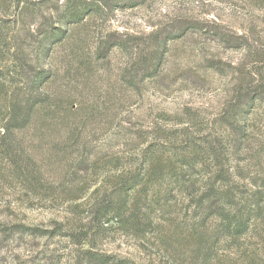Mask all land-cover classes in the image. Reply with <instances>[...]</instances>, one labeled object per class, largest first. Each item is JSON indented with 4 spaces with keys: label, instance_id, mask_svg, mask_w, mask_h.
<instances>
[{
    "label": "rangeland",
    "instance_id": "374dc122",
    "mask_svg": "<svg viewBox=\"0 0 264 264\" xmlns=\"http://www.w3.org/2000/svg\"><path fill=\"white\" fill-rule=\"evenodd\" d=\"M16 1L0 0V264H79L85 234L124 264H190L182 207L163 247L155 222L144 238L117 228L92 236L90 206L145 151L167 164L209 136L237 139V121L246 129L239 159L264 173V0H97L107 9L69 26L56 11L71 0ZM46 25L57 36L42 34ZM150 53L160 64L133 91L127 62ZM30 90L40 100L30 123L1 137ZM18 143L38 191L16 178L9 146ZM134 196L147 211L155 203ZM229 253L225 264L247 260Z\"/></svg>",
    "mask_w": 264,
    "mask_h": 264
},
{
    "label": "trees",
    "instance_id": "16d2710c",
    "mask_svg": "<svg viewBox=\"0 0 264 264\" xmlns=\"http://www.w3.org/2000/svg\"><path fill=\"white\" fill-rule=\"evenodd\" d=\"M93 2L67 1L61 11H56V18L69 26L81 22L87 15L99 14L107 9L104 4L100 6L98 2ZM19 3L20 0H17V8ZM52 29V25H46L42 34L57 36L59 28ZM158 43L159 47L163 46L166 39H160ZM117 45L122 47L121 43L112 42L109 49ZM160 60V57L156 59L155 53L131 58L126 69L128 87L134 91L135 87L132 86L153 77ZM32 86L33 90L39 92L37 84ZM31 92L24 103L13 106L11 115L1 125V137L12 138L13 133L30 123L35 107L40 104V100ZM257 98L255 95L253 100ZM241 104L235 106L237 114L242 111ZM236 124L237 139L227 141L225 136H209L202 144H188L186 152L167 164L162 163L163 159L155 151H145V161L139 168L126 170V174L117 179L116 190L103 198L97 197L91 203L89 222L93 225L92 236H104L112 228H117L123 233L130 231L133 236L140 234L144 238L155 222V227L161 233L159 240L164 247L168 233H174V222L179 216L178 209L182 207V218L187 224L186 231L190 233L189 241H183L195 245L185 262L225 264L231 262L229 251L233 249L247 258L241 264H264V173L254 171L252 166L239 159L246 129L243 122L237 121ZM19 146V143L9 146V154L13 156L12 163L18 173L16 178L20 177L30 190L38 191L42 185L34 171L22 163L24 161L17 151ZM190 149H193L192 152H189ZM136 192L145 195V198L150 195L155 200V203L152 201L154 205L149 207L150 211L139 204L134 196ZM165 213L171 218L164 221L162 217ZM195 236L196 239H191ZM90 238L85 234L76 240L80 245L79 264H124L96 249ZM246 238L249 240L247 244ZM85 244L89 248L85 249ZM251 244L254 247L250 249L248 245ZM163 260V264H178L176 259L167 257Z\"/></svg>",
    "mask_w": 264,
    "mask_h": 264
}]
</instances>
